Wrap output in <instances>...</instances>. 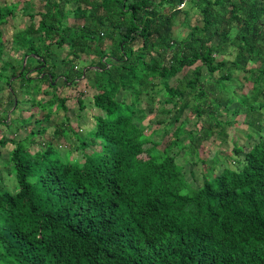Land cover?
<instances>
[{
  "label": "trees",
  "instance_id": "16d2710c",
  "mask_svg": "<svg viewBox=\"0 0 264 264\" xmlns=\"http://www.w3.org/2000/svg\"><path fill=\"white\" fill-rule=\"evenodd\" d=\"M34 3L13 33L21 64L0 56L7 105L16 112L25 94L47 118L66 108L56 92H34L37 81L56 91L60 66L66 84L88 79L97 111L84 135L62 121L32 129L41 143L0 138L12 144L3 164L15 177L10 188L0 175V264H264V0ZM6 10L0 52L15 9ZM239 80L242 91L230 85ZM8 111L0 124L10 125ZM240 114L248 141L230 132ZM147 119L175 128L163 149ZM210 144L228 146L207 163ZM184 150L205 165L201 186L177 161Z\"/></svg>",
  "mask_w": 264,
  "mask_h": 264
},
{
  "label": "rangeland",
  "instance_id": "374dc122",
  "mask_svg": "<svg viewBox=\"0 0 264 264\" xmlns=\"http://www.w3.org/2000/svg\"><path fill=\"white\" fill-rule=\"evenodd\" d=\"M29 0H0V5L3 9V14H6L7 10L10 7L14 8V15H9L11 17L10 22L8 24H4L3 31H4V45H3V52H0V56L4 60H15L18 62V64H21V53L22 50H20V45L13 40V33L17 30H22L25 27H27V23L30 21L28 18V13H35L37 11L36 4L34 3L35 0H32V5L28 3ZM31 1V0H30ZM9 7V8H8ZM28 7L26 9V12L24 11V8ZM71 6L69 5L68 8ZM199 17V11L197 9H193L189 15L190 23L189 25H193L198 22ZM180 22L177 24L176 29V35L179 37H185L187 36L189 32V26L186 25L184 16H180L179 18ZM73 21V18L71 17L69 19V22ZM66 56V51L58 49V55L55 58L56 62H59L62 57ZM84 64L90 63L89 59L85 57ZM1 64V63H0ZM54 71L57 73L58 77L56 78L55 84H58V88L56 91L46 85H43L40 81H37L38 87L34 88L35 94H37L36 98L41 99L42 101H45L49 99L51 96H53V92H56L61 98L66 99V108L64 109H58L57 105L52 107V114L50 117L47 118L46 114L49 108H47L44 111L39 110L38 108L33 107L31 104V100L28 99L29 95L23 94V97L25 101L23 103H20L19 109L15 111L13 108L15 106L11 107V104L7 105L6 101L10 99L9 91H8V85L6 83V77H4L2 80H0V118H5V115L7 113V109H10L8 111L9 119L12 117L13 120L10 122V125H6L4 123L0 124V138L3 136L6 137H15L16 139H26L31 140L34 139L35 142L41 143L45 139L42 137L40 133L33 134L31 131L33 128L37 129L38 127H43V125H46L49 127L50 131H53L55 125L60 124L62 121H68L69 124H71L77 131L80 132L81 135H84L87 130L93 128V116L94 112L97 111L96 108L93 105V98H92V92L87 91L89 83L87 78L80 79L77 82H70L68 84L65 83L63 76H59L63 74V70L58 66L54 69ZM6 75H10L11 72L7 71L5 72ZM33 75H36L35 72H32ZM239 82H233L231 83L232 88H236L238 91H242L239 88L240 85ZM35 86V85H34ZM246 92L250 91V88L246 89ZM19 91V90H18ZM86 91V93H85ZM245 91V89H244ZM81 92H84L85 95H82L83 98V104L85 107H81V104L78 101V95H80ZM19 97L21 98V91H19ZM48 93V94H46ZM125 94V92H123ZM165 91H162V93L157 96L156 103L159 102L160 99H164ZM4 103V105H2ZM159 104V103H157ZM7 105V106H6ZM236 104H234L235 106ZM5 109V110H4ZM35 113V115H34ZM32 115V116H31ZM150 118L154 116V114L149 115ZM185 117H183L179 123L183 121ZM27 120H30L27 121ZM37 120H40V122L37 123ZM236 122L232 125L233 131L230 129L231 134L234 136H240L242 141H248L247 134L251 132L250 126L245 122L244 115H237L235 116ZM146 125L150 124L148 128L150 129H156L155 133L153 134V139L156 141H162V144L159 146L160 149H163L165 145L168 143L169 138L171 136L172 130H174V127H170L169 122L164 124H159L156 126L155 124L150 123L151 121L149 119L144 121ZM193 122H187L185 128L191 129L193 128ZM156 127V128H155ZM264 129V126H263ZM166 130H169V133L166 134ZM257 134L259 132H256ZM232 135V136H233ZM46 138H48V135H45ZM186 137L183 136V138ZM75 141L74 137L67 138V141ZM39 144L31 145L32 150L38 149ZM228 145L219 146L217 144H210L205 145V154L207 163H212L211 160L214 159V155L217 156V153H222L224 148H226ZM12 147V144L9 143L6 148L0 147V175L6 183V185L10 188L15 187V177L14 174L10 173L3 164V160H5L8 157V151ZM231 148V146H230ZM65 152L68 147L62 148ZM230 150V149H229ZM77 156L82 159V153L78 152ZM197 157H193L189 152H186L185 150L182 151L177 156V161L180 165L184 166V170L187 174L194 173V181L193 185L201 186L203 183V168L205 165L202 166V163H197L196 159ZM195 162V163H194ZM221 164H217V167H220Z\"/></svg>",
  "mask_w": 264,
  "mask_h": 264
},
{
  "label": "water",
  "instance_id": "95a60500",
  "mask_svg": "<svg viewBox=\"0 0 264 264\" xmlns=\"http://www.w3.org/2000/svg\"><path fill=\"white\" fill-rule=\"evenodd\" d=\"M27 57L25 58V61H26ZM26 63V62H25Z\"/></svg>",
  "mask_w": 264,
  "mask_h": 264
},
{
  "label": "built area",
  "instance_id": "2783aa9c",
  "mask_svg": "<svg viewBox=\"0 0 264 264\" xmlns=\"http://www.w3.org/2000/svg\"><path fill=\"white\" fill-rule=\"evenodd\" d=\"M183 5H181V7H182Z\"/></svg>",
  "mask_w": 264,
  "mask_h": 264
}]
</instances>
